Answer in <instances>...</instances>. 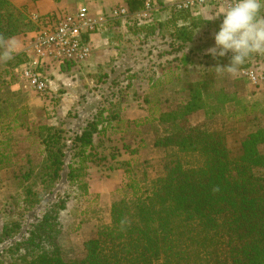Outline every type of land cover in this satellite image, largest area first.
Segmentation results:
<instances>
[{
  "label": "trees",
  "instance_id": "1",
  "mask_svg": "<svg viewBox=\"0 0 264 264\" xmlns=\"http://www.w3.org/2000/svg\"><path fill=\"white\" fill-rule=\"evenodd\" d=\"M124 1L130 7L141 4L139 0ZM176 19L183 17L172 20ZM183 27H176L175 32L180 33L183 43L191 42L192 34ZM35 29L23 8L0 0V188L10 169L22 161L27 166L33 162L30 144L42 145L44 152L40 168L35 173L34 168L27 169L19 178L26 183L20 205L27 210L40 204L43 195L33 190L35 182L29 185L28 181L39 180L46 191H52L60 182L70 141L56 126L30 127L29 110L16 99L21 91L11 92L17 81L13 70L25 62V56L12 53L6 59V41ZM201 108V104L186 105L182 115ZM211 113L210 117L206 113L205 122L213 120L215 112ZM120 123L117 114L99 108L71 140L67 188L87 196L91 165L108 173L121 169L125 176L124 196L113 200L109 222L98 226L95 238L85 242L84 252L67 255L58 221L66 199L57 196L40 220L30 226L26 239L1 251L0 264H4V256L9 259L5 264H264V176L254 173L256 168H264V129L245 137L239 155L231 157L223 122L218 130L174 122V133L153 143L163 153V167L162 173L147 183L137 178L136 164L131 160L118 162L112 154L109 162L98 152L99 139ZM16 131L21 133L22 142H15ZM23 142L29 145L17 149ZM20 228L17 223L5 224L0 245L18 235Z\"/></svg>",
  "mask_w": 264,
  "mask_h": 264
},
{
  "label": "rangeland",
  "instance_id": "2",
  "mask_svg": "<svg viewBox=\"0 0 264 264\" xmlns=\"http://www.w3.org/2000/svg\"><path fill=\"white\" fill-rule=\"evenodd\" d=\"M139 1V6L130 7L117 0L112 3L106 0L107 9L102 15L96 12L97 4L89 2L86 7L103 25L95 38L97 45L85 63L65 69L62 76L54 78L52 87L55 108L60 107L61 95L65 93L75 97L74 103L69 110L62 113L55 110V115L51 116L46 102L41 99L39 107L29 106L30 94L35 96L29 89L30 94L19 92L16 99L29 110V126L53 125L66 132L65 137L70 139L65 156L67 166L73 148L71 140L81 132L75 126L79 108L86 105L95 112L106 108L117 114L121 123L99 139L98 152L109 162L112 154L117 156L118 162L131 160L136 164L137 178L147 183L160 175L163 167V153L154 148L153 143L158 137L171 136L174 122L182 121V124L186 122L193 128L206 130H218L223 122L227 147L231 157H237L242 140L264 129V55L250 56L235 75L214 69L217 64H227L229 56L214 60L205 54L213 44V35L220 23L218 19H211L221 5L226 6L231 0H154L149 11L145 9V0ZM75 7L71 5L69 11H74ZM118 8H124L126 16H112V11ZM174 16H182L183 20L174 22ZM182 26L192 34L191 42L183 43L180 33L175 32L176 27ZM190 104L202 105L198 111L203 112L204 120L200 124L190 123L193 113L182 115L184 106ZM211 112H215L211 117L214 122L206 123V113L210 117ZM21 136L19 131L13 133L15 142H22ZM28 145V142L20 143L17 149ZM29 151L33 162L27 166L22 161L20 166L10 169L9 178L0 188V234L5 224L17 223L21 227L18 235L0 245V253L26 239L30 226L40 220L57 196L66 199L65 210L60 212L58 221L62 242L67 244V255L83 253L85 242L95 238L98 226L109 222L113 200L124 196L121 192L124 173L121 183L112 191H98L102 197L90 192L87 196L79 195L76 190L67 188L65 180L52 191H46L39 180L31 179L28 184L35 182L33 190L43 195L40 204L27 210L21 207L19 199L26 183L23 185L19 178L30 168H34L35 173L44 153L43 146L38 144H30ZM254 173L263 177L264 168H256ZM103 177H112L111 172L91 165L87 177L89 190L90 184L91 187L92 184L103 186L101 181L107 182ZM4 257L5 264L9 259Z\"/></svg>",
  "mask_w": 264,
  "mask_h": 264
},
{
  "label": "built area",
  "instance_id": "3",
  "mask_svg": "<svg viewBox=\"0 0 264 264\" xmlns=\"http://www.w3.org/2000/svg\"><path fill=\"white\" fill-rule=\"evenodd\" d=\"M155 3L145 0L147 11ZM124 8L114 9L112 16H126ZM36 29L27 33L24 49L25 62L13 70L17 85L24 86L35 96L46 102L47 111L54 116V78L63 70L85 63L92 53L93 36L103 26L87 7L74 11L58 10L42 16H33Z\"/></svg>",
  "mask_w": 264,
  "mask_h": 264
},
{
  "label": "clouds",
  "instance_id": "4",
  "mask_svg": "<svg viewBox=\"0 0 264 264\" xmlns=\"http://www.w3.org/2000/svg\"><path fill=\"white\" fill-rule=\"evenodd\" d=\"M214 19L220 23L205 54L214 60L229 56L228 63L215 65V70L235 75L250 56L264 55V0H231L218 8ZM13 51L9 46L4 57Z\"/></svg>",
  "mask_w": 264,
  "mask_h": 264
},
{
  "label": "crops",
  "instance_id": "5",
  "mask_svg": "<svg viewBox=\"0 0 264 264\" xmlns=\"http://www.w3.org/2000/svg\"><path fill=\"white\" fill-rule=\"evenodd\" d=\"M12 5H14L17 8H23L26 12V15L31 19L33 16H42L45 14H49L52 13L54 11H58V10H67L69 11V9H71V5H75V9L81 6L84 7H88L89 2L91 1L92 3H96L97 4V14H103L104 11L107 9L105 7V1L106 0H60V1H56V0H8ZM113 0H108L107 3H112ZM119 1L122 5L125 4L124 0H117ZM99 3H102V6H99ZM90 5V4H89ZM99 36V33L93 36V42H92V50L94 49L93 47H96V40L95 38ZM30 36L26 34H21V35H17L14 36L10 39H8L6 41V47L8 49L9 46H11L14 51L13 53H22L24 54V49L26 47L28 38ZM68 69V68H67ZM62 74H57V76H62ZM64 86H67L64 82H63ZM22 89V90H21ZM65 90H67L66 88H64ZM11 90L12 91H21L24 92L28 90V88L24 87V86H19V84L17 85V81L16 83H14L11 86ZM29 93V92H27ZM30 94V93H29ZM74 98L75 97H70L68 93L62 94L61 98H60V107L56 108V111L58 112H63V111H67L70 109V105L74 103ZM29 106L30 107H39L40 106V98L37 96H31L30 94V100H29ZM61 108V110H60ZM90 110L89 108H87V106H82L79 108V110L77 111V116H78V120H76L75 126L79 127L78 131L80 132L81 129L85 126V122L86 120L90 117V115L93 114L94 111ZM204 120V114L201 111H198L196 113H193L192 115H190L189 117V121L192 125H197L200 124L201 122H203ZM66 166V165H65ZM67 173V167H64L62 173H61V179L58 185H60L64 180H65V176ZM112 177L107 178V177H103L105 178V180L107 182H103L101 181L103 184V186H96V184H90V193H95V194H99L101 197L103 196L102 193L98 192L100 189H102L103 191L106 192H110L112 191L114 188H116L122 181L123 179V171L121 169H118L114 172L111 173ZM92 182V181H91ZM94 183V182H93ZM101 187V188H100ZM93 188H95V191H91Z\"/></svg>",
  "mask_w": 264,
  "mask_h": 264
}]
</instances>
